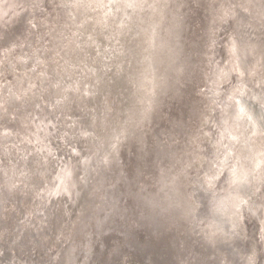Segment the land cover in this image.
<instances>
[{"label": "clouds", "instance_id": "clouds-1", "mask_svg": "<svg viewBox=\"0 0 264 264\" xmlns=\"http://www.w3.org/2000/svg\"><path fill=\"white\" fill-rule=\"evenodd\" d=\"M0 20V118L31 108L35 138L0 124V189L64 204L48 264H96L98 244L140 264L163 239L169 264H264V0H0Z\"/></svg>", "mask_w": 264, "mask_h": 264}, {"label": "bare ground", "instance_id": "bare-ground-1", "mask_svg": "<svg viewBox=\"0 0 264 264\" xmlns=\"http://www.w3.org/2000/svg\"><path fill=\"white\" fill-rule=\"evenodd\" d=\"M105 3V0H102ZM129 3H138L140 0H127ZM132 13V10L130 9ZM129 13V11H128ZM133 15V20L130 22L131 33L128 36L124 37L125 42H129L130 37L138 31L139 20L135 18V14ZM11 16V13H9ZM25 22L29 19V14L27 12L21 13L19 16H12V18L8 21L7 25L17 24L18 21H21L23 17H25ZM101 16H103V11H101ZM144 13H140V17L143 18ZM2 20H0V25L3 24ZM24 22V21H23ZM24 24H27L25 23ZM28 24L26 25V28ZM24 28V25H23ZM25 28V29H26ZM36 35L32 37L33 42L35 43L37 39V35L43 33L44 29H36ZM55 35V34H53ZM136 44L140 43L139 38L137 40L132 41ZM56 43L52 37L44 36L42 40H40V45L51 48L52 45ZM50 55V53H49ZM9 80H12V76H8ZM88 107H91V104H88ZM47 110V109H46ZM76 110L79 108L74 107L73 110L68 113L71 117H73L74 113L76 114ZM31 108L21 110L17 113V119H12L11 117L2 118L5 121V125L8 130L12 132L19 131L21 137L25 140V144L29 149L35 147V138L33 136L26 135L24 132V125L21 123V119L28 115L31 112ZM39 112V110H36ZM82 114L81 111L80 113ZM35 117L39 116V113H34ZM42 118V117H41ZM47 122V121H45ZM70 122V121H69ZM39 119H31L29 117V132H35L36 129L32 125L38 124ZM51 131V128H49ZM51 143V138L50 141ZM59 144V141H53V146ZM23 147V145H22ZM37 159L35 155L29 156L28 158V167L31 168L34 166V162ZM3 182V175L0 173V184ZM1 200H3L4 210L0 213V235H4L5 240H1L5 244L1 243L3 247H1L0 252V264H48L51 257H57V253L61 251L64 247L62 243V233L65 232V224L68 217L65 215V207L62 202L59 201V198L56 199L55 202H50L49 207L45 210V212L38 213L40 208H44L40 205V202L34 198V194L28 191L25 192H13L8 194L0 189ZM38 203V204H37ZM49 209V210H48ZM20 210V212H19ZM10 211L18 212V215L12 218V221L16 220V224H10V216L13 214H9ZM48 215V217L46 216ZM29 217L30 219L25 222V218ZM17 218V219H16ZM10 225V227H8ZM16 225V226H15ZM4 226V229H2ZM33 226V231H29L28 229ZM17 230L14 237L11 236V231ZM12 235V236H13ZM109 249H113V243L111 240L107 241ZM155 244H159L161 248L155 249ZM150 244L147 249H144L138 253V261L140 264H143L144 257L151 255L153 258V262L161 260L164 257V254L169 251L168 258L171 259L172 250L169 247L167 239H163L159 242ZM9 249V253L6 252V249ZM36 250H35V249ZM33 251H36L33 252ZM95 252L97 254V259H101V246L98 244L95 248ZM11 253H16L18 259L17 260H9L12 257ZM73 255V253L69 252L65 257L66 262L68 256ZM108 254L103 257V260L107 259ZM81 260L84 259L83 256L80 257ZM78 264V262H77Z\"/></svg>", "mask_w": 264, "mask_h": 264}, {"label": "water", "instance_id": "water-1", "mask_svg": "<svg viewBox=\"0 0 264 264\" xmlns=\"http://www.w3.org/2000/svg\"><path fill=\"white\" fill-rule=\"evenodd\" d=\"M109 2V0H105V3H108ZM104 11H106V10H104ZM128 11H129V13H131L130 12V9H128V10H126V12L125 13H116V22L117 23H119V21H120V19H122L123 18V16L125 15V14H129L128 13ZM25 18H26V16L25 17H23V19L21 20V21H18V23L17 24H13V25H7V32L8 33H12V34H16V35H19L22 31H24L25 30V28H26V25L27 24H24V22H25ZM111 17H108L107 18V20H108V22H111ZM24 21V22H23ZM2 23V22H1ZM25 23H27V22H25ZM23 25H24V28H23ZM16 27H17V30H16V32H14L13 33V31L16 29ZM5 29L2 27V26H0V31H4ZM131 33V27H130V24H129V32H128V34H130ZM104 35H108V31L107 30H105V32H104ZM124 37L125 36H121L119 39H120V41H121V43L122 44H124L125 45V47H132V46H134V45H136V43H134V42H125L124 41ZM103 42V45L105 46V47H108L109 46V41H106V40H103V37H98L97 38V42L99 43V42ZM23 111V110H22ZM47 111L48 110H46L45 109V114H47ZM77 112H76V114L74 113V115H73V119H75L77 116H79L80 114H77V113H80V111L79 110H76ZM36 112H38V111H36ZM41 113V112H40ZM41 115V114H40ZM41 119V118H40ZM49 119H53V117L52 116H49ZM39 122H40V120H39ZM46 123V122H45ZM51 143L53 144V141L51 140ZM1 191H0V213H1V211H3L4 210V207H3V200H1ZM38 204V203H37ZM40 207V206H39ZM48 207H49V205H48ZM48 207H44L43 209L42 208H40L39 210H38V213H42V212H45V210L48 208ZM45 209V210H44ZM49 210V209H48ZM19 212H20V210H19ZM14 213V214H13ZM9 214H13L12 216H10V224L12 225V224H14L15 222H16V220H14V221H12V218L13 217H15V216H17L18 215V212H14V211H10L9 212ZM47 217H48V215H46ZM17 219V218H16ZM16 224V223H15ZM16 226V225H15ZM8 227H10V225H8ZM2 229H4V226H3V228ZM29 231L31 230V231H33L34 229H33V226H31L29 229H28ZM12 233H11V236L10 237H14V235L16 234V232H17V230H12L11 231ZM15 233V234H14ZM14 234V235H13ZM13 235V236H12ZM1 240H5L4 239V235H0V252H1V247H3L2 246V244L1 243H3V244H5L4 242H2ZM35 249V248H34ZM36 250V249H35ZM6 252L7 253H9L10 251H9V249L7 248L6 249ZM33 252H35L36 253V251H33ZM11 255H12V257L11 258H9V260H12V259H14V260H17L18 259V257H17V254L16 253H11Z\"/></svg>", "mask_w": 264, "mask_h": 264}, {"label": "rangeland", "instance_id": "rangeland-1", "mask_svg": "<svg viewBox=\"0 0 264 264\" xmlns=\"http://www.w3.org/2000/svg\"><path fill=\"white\" fill-rule=\"evenodd\" d=\"M16 30H17V27L13 31V33L16 32ZM37 113H39V116H40V114H41L40 111L37 112ZM40 118L41 117H36V119H39V120H40ZM0 124H6L5 121L2 118H0ZM155 243L156 242H154V244ZM106 247L109 249L108 244H106ZM154 248L158 249V248H161V246L159 244H155ZM107 254H108L107 252H102V254H101L102 260L101 259H97L96 264H104L105 260H103V257H105ZM168 255H170L169 251L164 254V257L161 260H158V261L154 260V264H169L170 259L168 258Z\"/></svg>", "mask_w": 264, "mask_h": 264}, {"label": "flooded vegetation", "instance_id": "flooded-vegetation-1", "mask_svg": "<svg viewBox=\"0 0 264 264\" xmlns=\"http://www.w3.org/2000/svg\"><path fill=\"white\" fill-rule=\"evenodd\" d=\"M3 22V21H2ZM4 120V119H3Z\"/></svg>", "mask_w": 264, "mask_h": 264}]
</instances>
